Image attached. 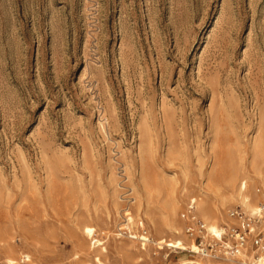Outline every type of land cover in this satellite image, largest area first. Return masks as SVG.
<instances>
[{
  "label": "rangeland",
  "instance_id": "obj_1",
  "mask_svg": "<svg viewBox=\"0 0 264 264\" xmlns=\"http://www.w3.org/2000/svg\"><path fill=\"white\" fill-rule=\"evenodd\" d=\"M263 200L264 0H0V264H236L190 206Z\"/></svg>",
  "mask_w": 264,
  "mask_h": 264
},
{
  "label": "built area",
  "instance_id": "obj_2",
  "mask_svg": "<svg viewBox=\"0 0 264 264\" xmlns=\"http://www.w3.org/2000/svg\"><path fill=\"white\" fill-rule=\"evenodd\" d=\"M185 234L196 246L195 253L213 260L236 264H264V200L255 212L231 211L239 224L211 231L198 216L194 203L190 206Z\"/></svg>",
  "mask_w": 264,
  "mask_h": 264
},
{
  "label": "bare ground",
  "instance_id": "obj_3",
  "mask_svg": "<svg viewBox=\"0 0 264 264\" xmlns=\"http://www.w3.org/2000/svg\"><path fill=\"white\" fill-rule=\"evenodd\" d=\"M242 188H244V189L246 188V182H244V181L242 182ZM197 214L201 218L204 217L203 219L207 223L209 230H211V231H217L219 228L220 229H223V227L219 226L218 219L216 217L212 216L210 213L201 210V214H202L203 217L201 216V214L199 212ZM87 232L89 234H91L93 232V229L91 227H87ZM168 246L178 248L179 247V242L178 241H175L173 243H169ZM182 247L183 248H186V246H182ZM192 248H195V246H193ZM201 260L203 261L204 259L201 258ZM184 264H203V263L201 261H189V262H186Z\"/></svg>",
  "mask_w": 264,
  "mask_h": 264
}]
</instances>
